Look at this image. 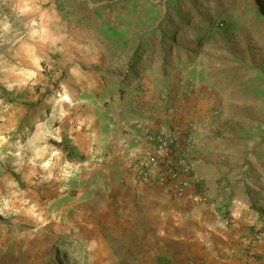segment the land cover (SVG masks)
Returning a JSON list of instances; mask_svg holds the SVG:
<instances>
[{
	"label": "rangeland",
	"instance_id": "obj_1",
	"mask_svg": "<svg viewBox=\"0 0 264 264\" xmlns=\"http://www.w3.org/2000/svg\"><path fill=\"white\" fill-rule=\"evenodd\" d=\"M87 40L213 81L214 139L264 153V0H0V264H145L146 217L67 138L66 54Z\"/></svg>",
	"mask_w": 264,
	"mask_h": 264
},
{
	"label": "crops",
	"instance_id": "obj_2",
	"mask_svg": "<svg viewBox=\"0 0 264 264\" xmlns=\"http://www.w3.org/2000/svg\"><path fill=\"white\" fill-rule=\"evenodd\" d=\"M121 51L106 56L92 40L68 48L74 126L67 138L76 153L100 162L92 165L106 171L110 181L103 183L104 190L111 186L129 193L136 215L146 217L145 264H264V153L214 139L213 110L228 101L213 81L164 77L140 66L132 72L131 60ZM165 90L177 115L163 122L159 102ZM138 121L153 130L162 123L183 129L194 125L195 171L204 179L203 188L175 199L157 185L135 182L140 146L132 138L140 133Z\"/></svg>",
	"mask_w": 264,
	"mask_h": 264
},
{
	"label": "built area",
	"instance_id": "obj_3",
	"mask_svg": "<svg viewBox=\"0 0 264 264\" xmlns=\"http://www.w3.org/2000/svg\"><path fill=\"white\" fill-rule=\"evenodd\" d=\"M170 92L160 94L159 110L162 121L176 117L177 109L169 104ZM140 133L132 140L136 151L134 179L137 184L157 185L171 198L182 199L191 188H203L204 179L195 171L198 139L193 124L183 129L177 124H160L156 130L142 121L136 123ZM255 260V258L253 259Z\"/></svg>",
	"mask_w": 264,
	"mask_h": 264
},
{
	"label": "trees",
	"instance_id": "obj_4",
	"mask_svg": "<svg viewBox=\"0 0 264 264\" xmlns=\"http://www.w3.org/2000/svg\"><path fill=\"white\" fill-rule=\"evenodd\" d=\"M142 57H143V56H142ZM142 57H141V58H142ZM141 58L137 60V58H136V56H135V53H134V54L131 56V61H130V64H129V67H130L129 70H131L132 72H133L134 70H136V69L138 68V66H139V63H140V61H141Z\"/></svg>",
	"mask_w": 264,
	"mask_h": 264
}]
</instances>
